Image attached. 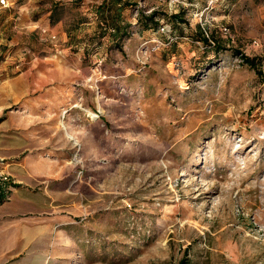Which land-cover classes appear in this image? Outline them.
I'll return each instance as SVG.
<instances>
[{
	"label": "rangeland",
	"instance_id": "rangeland-1",
	"mask_svg": "<svg viewBox=\"0 0 264 264\" xmlns=\"http://www.w3.org/2000/svg\"><path fill=\"white\" fill-rule=\"evenodd\" d=\"M0 179V264H264V0L0 1Z\"/></svg>",
	"mask_w": 264,
	"mask_h": 264
},
{
	"label": "trees",
	"instance_id": "trees-1",
	"mask_svg": "<svg viewBox=\"0 0 264 264\" xmlns=\"http://www.w3.org/2000/svg\"><path fill=\"white\" fill-rule=\"evenodd\" d=\"M123 3L126 4L127 1H124ZM155 15H157L156 11H151V12L148 14L147 18H148L149 20H154ZM147 24H148L147 22L144 23V26L146 27ZM114 28H115L114 31L118 30V29H119V25H118V24L115 25ZM203 39L206 40V38H203ZM216 47H218V46H216ZM238 53L241 55V60H242V61H243L248 67L254 69L255 72H256L258 75L261 74V71H260L259 67L257 66V64L255 63L253 57H249V56H247V55H244V54H242V53L239 52V51H238ZM9 185H11V183H9V182L6 181V180H2V179H0V202L5 198V196H6L7 192H8V189H7V188H8Z\"/></svg>",
	"mask_w": 264,
	"mask_h": 264
},
{
	"label": "crops",
	"instance_id": "crops-1",
	"mask_svg": "<svg viewBox=\"0 0 264 264\" xmlns=\"http://www.w3.org/2000/svg\"><path fill=\"white\" fill-rule=\"evenodd\" d=\"M32 1H33V4H34V2H36V0H18V6H23L26 3H29V2H32Z\"/></svg>",
	"mask_w": 264,
	"mask_h": 264
},
{
	"label": "bare ground",
	"instance_id": "bare-ground-1",
	"mask_svg": "<svg viewBox=\"0 0 264 264\" xmlns=\"http://www.w3.org/2000/svg\"><path fill=\"white\" fill-rule=\"evenodd\" d=\"M89 115H90L91 117H95V116H96V114H95L94 112H92V111H89Z\"/></svg>",
	"mask_w": 264,
	"mask_h": 264
},
{
	"label": "built area",
	"instance_id": "built-area-1",
	"mask_svg": "<svg viewBox=\"0 0 264 264\" xmlns=\"http://www.w3.org/2000/svg\"><path fill=\"white\" fill-rule=\"evenodd\" d=\"M1 2H3V0H0Z\"/></svg>",
	"mask_w": 264,
	"mask_h": 264
}]
</instances>
